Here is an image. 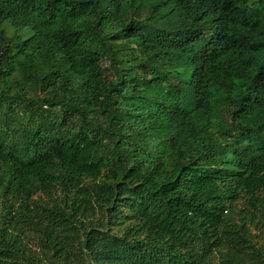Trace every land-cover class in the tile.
Wrapping results in <instances>:
<instances>
[{"label":"trees","instance_id":"obj_1","mask_svg":"<svg viewBox=\"0 0 264 264\" xmlns=\"http://www.w3.org/2000/svg\"><path fill=\"white\" fill-rule=\"evenodd\" d=\"M0 264H264V0H0Z\"/></svg>","mask_w":264,"mask_h":264}]
</instances>
